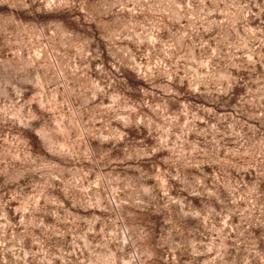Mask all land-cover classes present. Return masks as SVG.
Listing matches in <instances>:
<instances>
[{
    "label": "rangeland",
    "instance_id": "1",
    "mask_svg": "<svg viewBox=\"0 0 264 264\" xmlns=\"http://www.w3.org/2000/svg\"><path fill=\"white\" fill-rule=\"evenodd\" d=\"M0 264H264V0H0Z\"/></svg>",
    "mask_w": 264,
    "mask_h": 264
}]
</instances>
